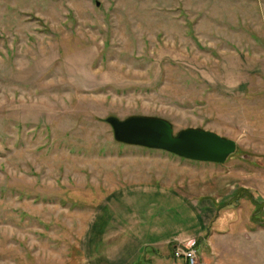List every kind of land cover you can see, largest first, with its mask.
<instances>
[{"label": "rangeland", "instance_id": "1", "mask_svg": "<svg viewBox=\"0 0 264 264\" xmlns=\"http://www.w3.org/2000/svg\"><path fill=\"white\" fill-rule=\"evenodd\" d=\"M108 115L235 150L119 143ZM249 196L264 201V0H0V264H172V242L145 243L201 222L198 264H264Z\"/></svg>", "mask_w": 264, "mask_h": 264}, {"label": "water", "instance_id": "2", "mask_svg": "<svg viewBox=\"0 0 264 264\" xmlns=\"http://www.w3.org/2000/svg\"><path fill=\"white\" fill-rule=\"evenodd\" d=\"M103 121L119 143L164 150L185 159L222 163L235 150L233 140L209 130L189 127L173 134L170 123L159 117L108 115Z\"/></svg>", "mask_w": 264, "mask_h": 264}, {"label": "crops", "instance_id": "3", "mask_svg": "<svg viewBox=\"0 0 264 264\" xmlns=\"http://www.w3.org/2000/svg\"><path fill=\"white\" fill-rule=\"evenodd\" d=\"M182 196L184 197L183 200H185L186 199L185 195L182 194ZM107 225H108V223H107ZM107 225L104 226V227H101V228L105 229L107 227ZM128 227H130L132 229V227L130 225ZM203 227H204V224H202V222H201L200 226L197 227V230L194 231V232L178 233V234H176L175 236H172V237H166V238H162V239H157L156 241H149L148 244L145 243L146 245L145 244L144 245H145V247L151 249V254H153L154 256L163 257L162 253L164 252V248L167 247L168 243L194 241L195 242L196 252H197V255H198V263H199V257H200L199 253L202 252V249H204L207 252L206 247L210 246V244H211V241L209 242V238L206 237V236H203L201 234ZM120 228H123V227L120 225V226H118V229H120ZM99 231L100 230H98V232H97L98 237L101 236V234H100L101 232H99ZM97 240H100V239L97 238ZM127 240H131L130 242H134V239H127ZM127 240H126V242H127ZM140 246H141V243L138 244V246H136V250L135 251L137 253V256L139 255V252L141 251ZM114 248L115 247L113 246L112 249H114ZM116 248H118V247L116 246ZM167 258L168 259L166 261H170V258H171V263L172 264H185L183 259H179V258L176 259V258L172 257L171 250H169ZM130 264H131V262H130ZM169 264H170V262H169Z\"/></svg>", "mask_w": 264, "mask_h": 264}, {"label": "built area", "instance_id": "4", "mask_svg": "<svg viewBox=\"0 0 264 264\" xmlns=\"http://www.w3.org/2000/svg\"><path fill=\"white\" fill-rule=\"evenodd\" d=\"M171 254L176 259H183L185 264H197L198 255L194 241L171 243Z\"/></svg>", "mask_w": 264, "mask_h": 264}, {"label": "trees", "instance_id": "5", "mask_svg": "<svg viewBox=\"0 0 264 264\" xmlns=\"http://www.w3.org/2000/svg\"><path fill=\"white\" fill-rule=\"evenodd\" d=\"M249 199H251V202L253 204V211H252V215L255 213V212H258L260 215L264 216V201L263 200H256L255 198H251L249 196ZM251 219V218H250ZM253 220V219H252ZM147 249V247H145V250ZM149 249V248H148ZM147 249V250H148ZM146 250V251H147ZM145 253V252H144ZM145 255V254H144Z\"/></svg>", "mask_w": 264, "mask_h": 264}]
</instances>
